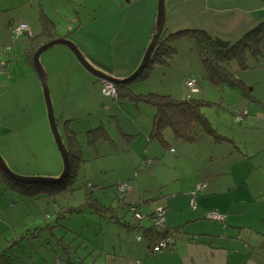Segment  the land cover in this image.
<instances>
[{"label":"crops","instance_id":"0c3cea01","mask_svg":"<svg viewBox=\"0 0 264 264\" xmlns=\"http://www.w3.org/2000/svg\"><path fill=\"white\" fill-rule=\"evenodd\" d=\"M82 1H72L75 19L71 14L70 18L74 19V22L78 20L80 22L78 26L84 24L87 26L81 28L80 41L73 38L75 32L68 38L79 45L86 60L96 68L114 77L127 76L139 65L154 33L156 0ZM8 3L9 0L0 1V20L4 23L1 26L3 30L0 29L1 40L9 41L11 28L17 23L27 24L31 32L36 34L39 29H37L38 25L35 20L32 22L36 25L23 18L18 21L12 12L13 8H8ZM263 5L262 0H165L164 27L167 30L185 26L200 28L208 32L220 46H225L233 42L244 30L262 20ZM173 15L176 16L173 17ZM111 18L113 20H109ZM103 20L106 21L105 28L113 31L114 27L116 33H107L100 25ZM126 26L128 30H122ZM21 36L15 37L16 40L11 42L16 48L24 44ZM191 43L190 45L195 49L198 69L203 74L204 68L201 70L199 67L200 59L194 40ZM177 47L178 51L170 63L180 55L179 43ZM10 50L9 48L7 51ZM7 56V58L12 57L9 53ZM14 62L15 60L12 61ZM42 63L47 73L52 104L58 107L57 121L58 127L61 125L59 130L62 136H64V127L67 128L63 121L75 118V114L71 112L72 109L65 111L64 106L67 104L82 105L79 110L90 106L88 101L82 99L81 96L84 83H87L96 92L90 95V102H93L95 94L100 98L101 105L99 106L106 118L100 119V127L106 137L101 136L93 142V147L89 145L85 148V155L92 152L86 161L95 158L115 161V165H110V168L103 167L104 170L99 174H105L108 169L115 172L117 180L114 178L113 186L127 183L129 191L125 193V197L128 200L142 201L140 209L145 204L149 206L152 203L160 204L166 207L165 217L168 226L181 225L185 235H198L197 240L181 238L176 241L174 248L155 253L159 255L154 254L151 264H250L256 259L257 263L254 264H264V141L258 143L250 139L240 144L234 136H225V140L234 145L236 149L228 152L223 149L219 150L216 163L210 155L211 165L201 166L203 171H199L200 176L189 187L169 188V185L174 186L176 182L183 184L181 177L174 174L168 179L159 175L162 188H151V186L140 188L142 182L148 185L147 177L149 178L151 172L153 175L157 174V172L153 173L155 167L162 165L166 157L168 160L170 157L175 160L184 158L186 143L192 145L202 135L210 137L213 142L218 139L201 133L191 142L175 138L185 142V144H179L175 139H170L167 132H164L166 144L163 145L158 140L149 137L154 115V109L151 106L146 112L140 103L134 104L105 96L102 88L100 89V78L87 71L68 50H63L57 59L47 56ZM170 63H155L154 69L144 80L146 84L134 83L132 85L134 91L153 90L149 86L153 73ZM63 65H68L67 69L62 68ZM8 66L9 64L6 65L7 68ZM74 69L78 73L75 74ZM63 71H68V73ZM250 71L252 73L250 76L247 78L242 76V78L250 86L249 89L253 95L257 98L263 97L264 90L262 93H257V88L260 85L258 83L264 79V72L262 74L257 72L255 75V70H248L246 74ZM28 73L35 90L34 93L31 92L29 99H33L32 105L35 110L40 109L38 116L41 117V107L44 105L41 84L36 73L29 70ZM27 104L30 105L28 100H24V103L20 99L16 101V105L21 108L23 114H27ZM249 110L248 107L244 114L248 115ZM87 114L90 113L87 112ZM244 114L235 113L234 115L239 128L244 132L248 129H259L256 123L251 122V118L243 119ZM138 116H143L145 119L142 121L141 118L138 119ZM111 121L115 123L113 129L108 128L106 124ZM70 126L77 133L83 131L81 134L84 135V129L89 130V127L93 128L97 125L87 124L82 129ZM1 127L2 118L0 119ZM16 132H19V129L16 128ZM171 143L180 148L175 157L172 156L174 151ZM85 155L82 156L85 158ZM198 182H203L205 188L196 194V207L191 209L189 207L190 191ZM106 184L103 181L99 185L101 188L95 191V194L104 202L109 201V195L112 194V198L116 194L115 188H112V191H101L104 189L103 186H108ZM210 209L224 213L225 221L203 220L204 211Z\"/></svg>","mask_w":264,"mask_h":264},{"label":"rangeland","instance_id":"374dc122","mask_svg":"<svg viewBox=\"0 0 264 264\" xmlns=\"http://www.w3.org/2000/svg\"><path fill=\"white\" fill-rule=\"evenodd\" d=\"M82 2L86 1L83 0ZM9 4L14 5L12 12L16 15L18 21L20 18H23L33 23L32 21L35 20L38 25L37 29H40V17L46 15L50 20L55 22L58 33L60 31L59 34L67 33L68 36H72L73 32H75L76 34L73 35V38L76 41H80L82 29L87 26V24L78 26L77 22H74L75 9L72 6L71 0H9ZM70 14L74 16V19L70 18ZM109 20H113V18ZM2 22L0 20V29L3 30L1 26L4 23ZM33 24L36 25L35 23ZM105 24L106 21L104 20L100 22V25L107 33H116L114 27L113 31H109L105 28ZM122 30H128V27L126 26ZM121 31L120 33H122ZM21 38L24 44L16 48L11 44L10 35L9 41L6 40L4 42L0 36V59L6 60L8 53L12 58H20L19 62L15 64L9 63L8 69L11 72L10 75L7 76V73L0 74V119L2 118L0 155L3 157L8 168L17 175L55 178L60 175L63 163L49 127L44 98V107H41L40 113L41 117L38 116L40 109L39 111L35 110L32 105L33 99H29L32 95L31 92L34 93L35 90L30 75H27L28 73H25L26 76L21 74V69L24 66L23 50L26 42L25 35H22ZM68 39L72 41L71 38ZM191 42H193L192 39L186 38L179 43L180 55L175 57L174 61L170 63L171 58L169 61L170 65H164L160 67L161 69H157L149 80V86L159 93L170 94L177 99H183L190 92L186 81L188 78L194 77L197 80L196 85L200 89L192 93V95L213 102L209 105H203L201 111L208 118L211 125L217 129L218 134L228 137L234 136L240 144L250 139L256 140L252 142L258 143L259 141H264V96L257 98L254 95L256 98V101H254L241 96L237 89L229 85L213 86L208 79L203 77L202 72L198 69L197 62L195 61V49L190 45ZM8 46L11 49L9 52L6 50ZM61 50L62 52L63 50H68L74 56L67 46L58 45L44 51L43 57L41 55V62L47 56L57 59V56L62 53ZM261 53L257 56H249L248 61L251 67L238 72L240 77L247 78L250 76L252 74L251 71L249 74H246L248 70H255V75H257V72L261 74L264 72V47L261 49ZM232 62L233 66H237L236 61ZM67 67L68 65L62 66L64 69H67ZM199 67L203 70L201 62ZM63 72L68 73V71ZM73 72L75 74L78 73L76 69ZM99 80L103 82L102 79ZM136 81L140 84H146L141 79ZM258 85L257 93H262L264 90V79ZM92 93L96 92L89 84L84 83V90L81 91V96L82 99L88 101V105L90 104V106L84 107L81 110L79 108L82 105L67 104L64 106L65 111L72 109L71 112L76 117H79V119L81 118L80 121L85 120L83 123H79L77 119L66 124H71L74 127L87 126V124L97 125L101 124L100 119H106L104 112L101 111L99 106L101 105L99 103V96L95 94L93 102H90L91 99L89 97ZM17 99H20L22 103H24V100L30 102V105L27 104V114H23L21 108L16 105ZM125 101L130 102L129 100ZM140 104L148 112L147 110L150 105L142 102ZM248 107L250 109L249 114L245 115L244 113H246L245 111L248 110ZM53 108L55 109L56 117L59 116L58 107H54L53 105ZM87 112L90 114H87ZM235 113L244 114L243 119L251 118V122L256 123L259 129H248L244 132L236 124ZM139 118L142 121L145 119L143 116H138ZM106 124L108 128L111 127L110 129L115 127L114 121L106 122ZM22 125L23 127L21 128ZM16 128L19 129V132H16ZM165 132H167L170 139H175L170 129ZM78 137L82 142L81 148L82 151L84 149L83 155H85V148L89 146L90 142L87 143V137L83 134H78ZM175 140L179 144H185L181 140ZM171 144L174 151L172 152V156L175 157L180 148L174 146L173 143ZM185 145L187 147L184 158L175 160L170 157L168 160V157H166L165 161L162 160V165L159 164L155 167L153 173L157 172V174L153 175L151 172L149 178L147 177L149 181L148 185L146 186V183L142 182L140 188H147L148 186H151V188H162L160 187L162 181L159 175L168 179L174 174L181 177L183 184L176 182L174 186L169 185V188H187L200 176L199 171H203L201 166L211 165L209 160L210 155L213 156L216 163L217 157H219V150L223 149L228 152L231 149H236L227 140H216L213 142L210 137L203 135L198 137L192 145L187 143ZM90 146L93 147V145ZM91 155L92 152H89L83 158L86 160ZM85 162L80 165L78 180L73 188H80L77 184L87 179L92 181V183H96L97 181L99 184L105 181L108 186H103L104 189H100L101 191H112V188H117L116 185L113 186L114 178L117 180L115 172L108 169V172L105 174H99L106 166L110 168V165H115V161L95 158ZM82 175H84V178ZM1 178L2 171L0 170V200L2 201H0V249L14 242V240L15 243L5 251L8 257H2L0 264H151L154 254L157 253L149 252L146 254V242L144 239L137 241L134 230L127 229L124 225L114 220H109L107 216L91 212L88 208H84L81 212H65V217L56 221V213L61 207L67 209L71 206H77L84 201V189L82 188L85 187L75 189L72 192L61 193L62 195L52 202H48V198L41 196L28 201H20L21 194L19 191L6 185ZM111 196L112 194L109 195V200ZM115 201V199L111 200L113 204ZM111 202L108 203L111 204ZM153 205L152 203L151 206ZM151 206L145 204L140 211L148 213ZM168 213L170 212L168 211ZM119 214L124 215V210H119ZM131 215L128 213L125 215L126 217H123L132 219ZM203 220L211 221L208 218H204ZM57 237L62 238L63 242L70 248L65 250L62 244L57 242ZM256 261L257 259L250 264L257 263Z\"/></svg>","mask_w":264,"mask_h":264},{"label":"trees","instance_id":"16d2710c","mask_svg":"<svg viewBox=\"0 0 264 264\" xmlns=\"http://www.w3.org/2000/svg\"><path fill=\"white\" fill-rule=\"evenodd\" d=\"M72 1L73 0H71V2ZM13 6L14 5L8 3L9 9L14 8ZM262 18L263 19L261 21L244 30L233 42L225 46H220L218 41H216L208 32L200 28L179 27L175 30H167L163 26L162 33L158 38L150 59L141 73L135 79L129 82L114 83L116 88L115 99L129 100L134 104L142 102L150 105L154 109V115L149 137L158 140L163 145L166 144V141L164 139V132L168 129L172 131L175 138L188 142L194 141L200 133L212 135L218 140H225L226 137L223 135L221 136L217 133L216 128L211 125L208 118L201 111V107L203 105H209L213 102H210L203 98L194 97L192 95V93L197 92L200 89L196 85L197 80L194 77H190L187 79L186 85L190 92H188L186 97H184L183 99H177L170 94H162L157 92L156 90L136 92L134 91L132 85L138 82L136 80L141 79L142 81H144L148 77L149 73L154 69L153 67L155 63H169L170 59L174 57V55L178 51V43L186 38H189L194 40L195 42L200 62L202 63L204 68V78L208 79L213 86H222L224 84L229 85L232 88L237 89L241 96L256 101L255 96L249 89L250 86L242 77L238 75V72L251 67V64L248 61L249 56H257L258 54H262L261 49L264 47L263 8ZM40 20L41 28L36 34H33L28 28V25L25 23H20L27 26V28L22 29L21 32L15 31V28L20 25L19 23L13 25L11 28L12 43L16 39L15 37H19L22 34H24L26 37V42L24 45L25 47L23 50L24 66L23 69H21V74L25 76V73H28V70L30 72L36 73L35 67L33 65V54L39 46L55 38L68 39V34H59L56 29L55 22L50 20L46 15H44V17H40ZM76 22L77 25L80 23L78 20H76ZM77 47L80 49L79 45H77ZM9 48L10 46H8L6 49L8 50ZM10 58H7L6 60L0 59V74L7 73V76L10 75L11 72L6 67V65L12 63V61L14 60L15 64L20 60V58ZM9 59L10 61H7ZM232 61H236L235 63L237 66H233ZM236 67L238 68L236 69ZM190 79L194 80V88L196 89V91H192L188 86V81ZM101 88L102 82L100 81V89ZM77 119L79 123H83V121H85H80L81 118L79 119V117L76 116L75 119L63 121V124L67 125V128L64 127V136H62V138L69 151L70 169L67 175L62 180L55 182L44 181L37 183H23L14 180L1 170L2 181L6 185L16 188L19 191V193L21 194L20 201H28L39 198L41 196L48 198V202H52L57 197L61 196V193H65L68 191L72 192L75 189H81V187H85L82 188L84 189V201H82V203L77 206H71L67 209L61 207L56 213V221L64 218L65 212H81L84 208H88L91 212L98 213L99 215L101 214L102 216H107L109 220H114L124 225L127 229L134 230L135 239L137 241H141L144 239V241L146 242V254H148L149 252L159 253L165 250H170L174 248L176 241L181 238H186L187 240H197L198 235H185V232H183L181 225L172 227L168 226L166 224L165 217L166 207L160 204H154L150 207V212L142 213L140 211V204L142 201L132 202L128 200L125 197V193L129 190L121 195L118 190L119 184H116V194L114 198H111V200H116L114 204L111 202V200L108 201L111 202V204H109L108 202H104L99 196L95 194V191L101 188V186H99L100 184L97 183V181L96 183H92V181L87 179L86 181L77 184L80 188H73L74 184H76V181L78 180V171L80 165L81 163L84 164V162L86 161L82 156V142L78 137V134L83 133V131L77 133V131L71 128V124H66ZM83 126L85 128L86 125ZM83 126H78L77 128L82 129ZM100 126V124H97L96 127H89V130H84V135L87 137L86 141L87 143L90 142L89 145H93V142L100 139L101 136L106 137L103 133V129H101L102 127ZM82 176L84 178V175ZM204 188V183L198 182L196 183L195 188L190 191L189 207L191 209H195L196 207V203L195 205H192L193 196L195 195L196 198V194H198ZM24 196L28 198H25ZM158 207H162V210L164 211V222L161 224L156 223L155 212ZM119 210H124L125 214L120 215ZM208 211H216L220 213L223 218L221 220L209 218L207 215ZM128 213L132 214L131 217L134 222L131 218L127 219L123 217ZM136 213L139 214V216H136ZM202 217L218 222H224L226 219L224 213L213 209L205 210ZM167 236L171 237V243L155 251L154 247L162 240H164ZM56 240L57 242L62 244L65 250H68L70 248L66 243L63 242L62 238L57 237ZM14 243L15 240L9 245L3 247V249H0V260L2 259V257H8V255L5 254V251H7L8 248H11Z\"/></svg>","mask_w":264,"mask_h":264},{"label":"water","instance_id":"95a60500","mask_svg":"<svg viewBox=\"0 0 264 264\" xmlns=\"http://www.w3.org/2000/svg\"><path fill=\"white\" fill-rule=\"evenodd\" d=\"M264 1V0H262ZM165 0H157V11H156V21H155V32L153 33L150 42L146 46L145 52L142 56V59L138 65V67L135 69L134 72H132L129 76L125 77H114L110 74H107L100 69L95 68L86 58L84 57L82 51L77 47V45L67 39V38H55L52 39L41 46H39L34 54H33V65L35 67V70L38 74L41 88H42V94L45 102L46 107V113H47V119L49 122V127L52 132V135L54 137L56 146L58 148V151L60 153L63 168L58 177H46V176H20L15 173H13L7 166L6 162L4 161L3 157L0 155V170L5 172L9 177L13 178L16 181L23 182V183H37V182H44V181H60L62 180L70 169V159H69V151L67 149V146L62 138V135L60 133L59 127H58V121L54 112L48 80H47V73L43 66V63L41 62V55L44 53V51L51 49L58 45H65L67 46L74 54L75 58H77L78 62L91 74L94 76L105 80L110 81L112 83H126L133 79H135L143 70V68L147 65L150 56L153 52V49L158 41V38L160 37L164 21H165Z\"/></svg>","mask_w":264,"mask_h":264},{"label":"built area","instance_id":"2783aa9c","mask_svg":"<svg viewBox=\"0 0 264 264\" xmlns=\"http://www.w3.org/2000/svg\"><path fill=\"white\" fill-rule=\"evenodd\" d=\"M263 10H264V6H263ZM26 28H27V26L25 24H21L15 29V31L21 32L22 29H26ZM188 86L190 87V89L192 91H196V89L194 88V80L193 79H190L188 81ZM102 93L105 96L115 97L116 96V88H115L114 83H112L110 81L103 80V82H102ZM198 187H200V186H198ZM118 190H119V193L121 195H123V193H125L126 191L129 190V187L127 186L126 183H120L118 185ZM192 205H195V195L192 198ZM155 215H156V223L157 224H161L164 222V211L162 210V207L157 208ZM207 215L209 218H214L216 220L217 219L221 220L223 218V216L216 211H208ZM136 216H139V214L136 213ZM171 241H172L171 237L167 236L164 240H162L159 244H157L154 247L155 251L159 250L161 247L167 246L169 243H171Z\"/></svg>","mask_w":264,"mask_h":264}]
</instances>
